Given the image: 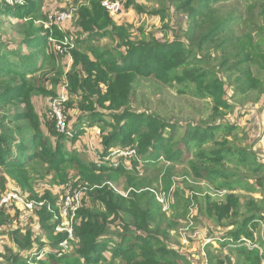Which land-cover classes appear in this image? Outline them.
Here are the masks:
<instances>
[{
  "label": "trees",
  "instance_id": "16d2710c",
  "mask_svg": "<svg viewBox=\"0 0 264 264\" xmlns=\"http://www.w3.org/2000/svg\"><path fill=\"white\" fill-rule=\"evenodd\" d=\"M40 1L22 0L23 4L13 6L0 1V17L24 21L16 29L23 35L21 46L26 50L22 54L10 43L0 41V107L23 108L0 116V168L23 193L31 190V173L42 179L51 177L61 186L81 185L86 191L67 252L54 251L66 235L53 233L50 212L38 209L31 217L17 210V216L30 217L34 225L24 232L20 228L9 231L13 248L4 249L0 258L6 264H107L108 260L114 264H178L182 257L167 246L166 230L150 228L156 210L147 202L149 196L156 201L154 192L139 195L132 190L124 195L114 190L129 170L138 165L146 168L157 155L169 163H177L183 156V151L174 146L177 143H173L177 127L154 114L135 112L129 96L139 80L152 78L183 88L180 93L191 89L196 98L210 99L214 113L227 110L228 91L233 99L237 93L252 90L264 93L261 82L250 71L251 66H257L264 77V36L256 45H252L247 33L237 37L233 28L239 19L223 12L221 3L225 0H179L175 10L186 15V25L171 41L153 36L133 40L128 27L117 26L104 10L102 0H89L88 7H78L75 47L70 51L72 63L65 73L68 101L64 110L70 131L66 136L55 131L47 113L42 122L31 102L36 93L42 92L33 82L44 63L40 56L45 53L44 59L50 60L62 57L54 52L49 39L60 41L64 36L55 25L46 30L34 26L32 16ZM131 3L126 0L124 7L130 8ZM254 3L264 6V0ZM150 14L159 16L161 22L167 16L164 9ZM103 38L113 46L94 45ZM70 110L80 114L72 127ZM93 127L98 129L101 152L98 161L89 163L68 150L66 144L74 145ZM232 129L223 123L189 124L178 143L183 144L184 151H193L188 161L192 176L206 181L217 192H225L221 202L204 197V215L226 229L217 242L228 250L222 258L207 252L208 263L264 264V243L255 241L253 235L264 222V203L248 196L241 200L238 190L252 193L255 188L225 163H246L251 172L262 174L261 179L253 178L263 192L264 165L248 162L249 155L242 149L224 148L215 141V133H230ZM115 149H133L139 161L120 160L113 167L106 158ZM29 198L54 205L48 192L39 198L30 194ZM9 216L0 212V226L11 222ZM229 227L232 229L228 231ZM114 231L120 232L121 241L110 247L108 235ZM41 233L43 241L38 236ZM244 240L251 244L246 247ZM42 251L40 260L30 258Z\"/></svg>",
  "mask_w": 264,
  "mask_h": 264
},
{
  "label": "rangeland",
  "instance_id": "374dc122",
  "mask_svg": "<svg viewBox=\"0 0 264 264\" xmlns=\"http://www.w3.org/2000/svg\"><path fill=\"white\" fill-rule=\"evenodd\" d=\"M77 1V4L74 3V0L40 1L32 16L34 26L46 30L51 25L54 26V21L51 19L53 16L60 12L71 11L74 20L59 27L64 33L74 35L78 29V7L89 6V0ZM115 1L121 5L120 13L112 17L117 26L128 27V32L133 40H140L143 37L148 39L153 36L155 39L171 41L176 33L179 34L180 29H184L186 25V15L181 12L177 13L175 10L180 4L179 0L176 2L173 0H129L132 2L130 8L124 7L126 0ZM254 2L255 0H225L221 3L224 13H231L239 19L233 28V32L236 33L237 37L243 33L249 34L252 45H256L259 39L264 36V6ZM15 3L23 4L22 0H15ZM161 9H164L167 15L164 22L160 21L159 16L150 14ZM23 22L14 18L0 17V41L10 43L12 49L17 48L22 54L26 51L25 47L21 46L23 35L17 31L16 26ZM165 25L168 29L163 27ZM54 27L57 28V26ZM93 43L99 48L113 46L107 38ZM45 56V53L40 56L43 57L44 63L41 64V71L34 76L35 80L33 81L35 84H39L42 92L36 93L31 99L34 111L42 122L45 120L49 100L56 95L61 87L65 86L67 91L68 83L65 73L70 67V63L64 56L54 60L44 59ZM250 71L252 77L261 82L260 88L264 89V77L261 69H258L257 66H251ZM179 89L183 90L177 85H164L152 78L139 80L133 86L129 96L131 108L138 113L154 114L162 120L174 124L178 130L175 131L173 143H177L174 146L183 151V156L177 163H169L163 160V156L157 155L151 158L146 168L138 165L137 168L129 170L130 173L122 176L115 189L124 195L132 192V190L139 195L147 193L152 195L150 191L156 192L161 203L156 198L157 203L154 202L150 196L147 202V205L154 206L156 210L150 228L160 227L166 230L169 234L167 246L182 257L177 261L178 264H209L207 252H210L214 258H222L228 255V250L221 248L217 242V238L221 237L226 229L218 227L204 215V197L208 195L212 201L221 202L225 192H217L206 181L197 180L192 176L188 161L192 159L193 151H184L183 144L178 143V141L189 124L223 123L233 129L230 133L226 130L215 133V141L224 148L242 149L249 155L248 162L253 161L264 165V93L252 90L247 94L237 93L233 99L232 93L228 91L229 109H220L214 113L210 99H198L191 94V89H186L181 93ZM18 107H0V116L23 111L22 106ZM68 114L69 125L72 127L80 114L71 110ZM209 146L210 143L206 144L205 148ZM66 148L75 151L86 162L98 161L101 152L98 129L96 127L87 129L77 143L74 145L66 144ZM111 156H114V153ZM225 167L242 175L247 179L246 183L255 188V192L252 193L243 189L238 190L236 193L241 195L242 201V196H248L264 203V192L253 178L261 179L262 174L251 172L246 163L237 161L226 162ZM2 171L0 168V196L12 188H20L9 175L3 174ZM31 176L30 191L24 190L23 193L22 189L18 188L26 198L30 199V194L39 198L48 192L52 200H60L62 196L61 185L57 184L54 179L51 177L42 179L35 173H31ZM126 188L128 190L125 192ZM16 214L17 209L11 211L9 216L12 219L11 222L4 227L0 226L2 228L0 232L1 255L4 254V249L13 248L9 231L20 228L24 232L27 227L34 225L30 217L27 219ZM230 229L232 228L229 227L227 230ZM42 235V233L38 235L41 237V241L44 240ZM120 235L119 231H114L108 235L110 247L120 243ZM253 235L255 241L264 243V222L253 231ZM244 241L246 247L251 244L249 241ZM0 264L6 263L0 258ZM107 264L114 263L108 260ZM115 264H118L117 261Z\"/></svg>",
  "mask_w": 264,
  "mask_h": 264
},
{
  "label": "built area",
  "instance_id": "2783aa9c",
  "mask_svg": "<svg viewBox=\"0 0 264 264\" xmlns=\"http://www.w3.org/2000/svg\"><path fill=\"white\" fill-rule=\"evenodd\" d=\"M1 2L13 5L15 0H0ZM104 10L111 16H116L120 12V3L115 0H104L101 3ZM51 19L54 21V25L58 30L64 34L62 40L55 41L49 39V42L53 44L54 52L57 55L64 56L71 64L70 51L74 49L75 37L70 33H64L60 29V25L74 20L73 13L60 12L53 16ZM68 71V70H67ZM68 101V94L66 87L63 86L56 93V95L49 100L47 117L53 124L55 131L58 134L66 136L70 135L69 127L67 125V116L64 110V104ZM114 153V156H111ZM139 161L135 151L132 149H115L106 158L108 163H112L113 167H116L120 160H135ZM128 163V162H127ZM62 196L59 201H54V205H51L48 201H35L26 198L17 187L12 188L0 196V212L11 213L14 209L22 211L24 215L34 216L35 210L45 208L47 212L52 214L51 224L53 225L54 234H64L66 238L54 249L55 252H67L70 249V243L74 240L73 226L76 221L77 213L82 206V196L86 191V187L79 185L73 187L71 184L61 186ZM114 190L117 191L114 187ZM118 192V191H117ZM120 193V192H119ZM123 194V193H121ZM155 198L161 203V200L154 192ZM2 228L0 227V232ZM44 249L43 251H46ZM40 252L38 256L32 254L30 258L40 260L44 253Z\"/></svg>",
  "mask_w": 264,
  "mask_h": 264
}]
</instances>
